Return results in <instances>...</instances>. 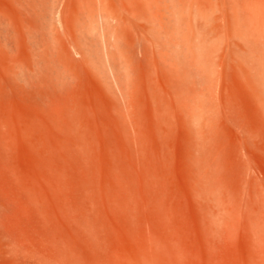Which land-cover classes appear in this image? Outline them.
<instances>
[{"label":"rangeland","instance_id":"rangeland-1","mask_svg":"<svg viewBox=\"0 0 264 264\" xmlns=\"http://www.w3.org/2000/svg\"><path fill=\"white\" fill-rule=\"evenodd\" d=\"M0 264H264V0H0Z\"/></svg>","mask_w":264,"mask_h":264}]
</instances>
